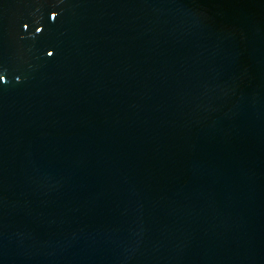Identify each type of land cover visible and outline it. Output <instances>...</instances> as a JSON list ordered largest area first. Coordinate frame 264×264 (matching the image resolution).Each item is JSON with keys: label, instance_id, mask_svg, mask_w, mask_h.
Segmentation results:
<instances>
[{"label": "water", "instance_id": "1", "mask_svg": "<svg viewBox=\"0 0 264 264\" xmlns=\"http://www.w3.org/2000/svg\"><path fill=\"white\" fill-rule=\"evenodd\" d=\"M0 264H264V0H0Z\"/></svg>", "mask_w": 264, "mask_h": 264}]
</instances>
